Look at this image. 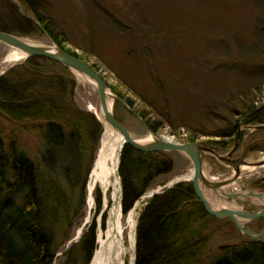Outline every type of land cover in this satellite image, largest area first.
<instances>
[{
    "label": "rangeland",
    "instance_id": "374dc122",
    "mask_svg": "<svg viewBox=\"0 0 264 264\" xmlns=\"http://www.w3.org/2000/svg\"><path fill=\"white\" fill-rule=\"evenodd\" d=\"M12 1L18 3V0ZM45 5L46 12L63 28L65 46L84 57L87 65L95 66L110 89H118L133 103L134 109L128 105L134 112L145 111L151 123H161L156 137L183 144L188 136L200 135L196 137V144L203 143L204 134H214L238 119L231 112L229 102L236 104L242 96L255 94L257 107L264 106V0H47ZM21 38L41 46L58 47L41 31ZM15 53V48L0 42V78L11 70L21 72L28 61L29 57L24 61H10ZM53 67H48V71ZM57 70L65 72L62 67ZM75 79L76 106L90 112L91 105L101 111L97 87L80 82L77 76ZM115 114L133 137L151 139L154 135L124 105L120 104ZM38 125L41 124L18 123L0 113L3 139H14L35 158L39 157L42 145L41 135L35 130ZM241 130L244 138L235 142L233 162L228 161L231 158L228 152L221 153L225 160L207 156L204 172L214 183L230 180L242 160L264 159V142L254 145L250 141L253 132L243 127ZM101 139L97 152H93L81 168L82 173H86L93 157L96 160ZM243 142L250 152L245 145L243 149ZM168 158L174 161V169L157 179L156 187L135 204L137 223L152 192L193 176V165L186 157L168 153ZM238 180L244 187L253 189L257 181H264V168ZM234 187L224 191L243 194L229 199L236 209L252 211L264 207V201ZM253 190L264 193V189ZM110 192L112 206L114 189ZM205 193L210 198L215 196L212 190L205 189ZM106 196L103 194V208L109 212ZM70 197L77 219L69 242H65L66 236L60 230L55 233L61 251L55 264H73L70 261L73 257L63 254L81 240L84 230L95 226L97 232L106 227V223L103 226L104 211L98 212L95 198L89 204L87 196L84 202L83 180ZM127 217H123L124 238L129 248L125 264H134L136 247L131 242L133 228L128 225ZM247 230L258 233L248 225ZM243 240L246 239L237 234L230 220L223 219L209 232L208 251H223L221 246L239 244ZM261 241L264 242V236Z\"/></svg>",
    "mask_w": 264,
    "mask_h": 264
},
{
    "label": "trees",
    "instance_id": "16d2710c",
    "mask_svg": "<svg viewBox=\"0 0 264 264\" xmlns=\"http://www.w3.org/2000/svg\"><path fill=\"white\" fill-rule=\"evenodd\" d=\"M46 2L0 0V31L18 37L44 32L58 48L87 63L75 50L65 46L63 28L46 12ZM50 66L54 69L48 71ZM57 67L65 72H59ZM91 69L99 73L95 66ZM76 86L71 71L41 57H30L21 72L11 70L0 78V113L18 123L41 124L35 130L42 138L39 157L35 158L14 139L4 140L0 130V264H55L61 252L56 231L66 236L65 242L72 238L77 212L70 193L83 180L86 202L87 181L95 158L91 159L86 173L81 168L97 152L104 132V126L94 114L76 106ZM111 89L133 108V103L118 89ZM242 97L236 104L228 103L238 119L214 134H204L202 137L206 139L198 143L200 146L218 153L229 152L243 125L264 126V106L257 107L258 97L255 94ZM119 107L116 102L115 109ZM136 112L152 133L158 135L161 123H151L145 111ZM199 136H188L184 143H197ZM250 141L254 145L264 142V128L255 131ZM247 147L245 143V149L250 152ZM173 169L174 161L168 154L143 153L126 145L119 170L124 216L156 187L157 179ZM252 188L263 190L264 181H257ZM94 198L101 213L104 210L101 189H97ZM107 218L106 212L103 226ZM221 221L206 212L192 183L166 189L149 200L139 217L134 264H264V243L250 239L210 253L209 232ZM233 229L239 234L234 224ZM96 234L95 226L84 230L81 240L63 255L73 257L70 260L73 264H90L96 249Z\"/></svg>",
    "mask_w": 264,
    "mask_h": 264
},
{
    "label": "water",
    "instance_id": "95a60500",
    "mask_svg": "<svg viewBox=\"0 0 264 264\" xmlns=\"http://www.w3.org/2000/svg\"><path fill=\"white\" fill-rule=\"evenodd\" d=\"M0 42L4 43L12 48L21 50L25 52L29 57H41L46 58L48 60L57 62L63 65L66 69L71 71L74 75L76 73L81 74L87 77L90 81H92L100 94L101 100V111L103 113V123L120 133L124 138V146L129 145L136 149L139 152L143 153H170L175 155H181L186 157L189 161H191L194 167V176L192 179V184L197 194L200 202L204 205L206 212L209 215L214 216L217 219H231L236 229L242 233L243 235L250 237L253 240H259L261 236L264 235V229L257 235L247 231L245 229L246 223L241 222L240 220H249L254 221L259 218H264V209L257 211H243V210H230V209H222L217 210L212 207V205L208 202L205 195V189L212 190L217 192L221 188L227 186L238 180L241 176V165L244 166H252V167H262L264 166V161L260 162H249L243 160L240 162L239 167L236 171V176L229 180L223 181L219 183H214L210 179H208L204 174V163L207 155L214 156L218 159L225 160L226 158L216 153L214 150L209 148H204L195 143H186V144H175L166 141L165 139L153 137V140L150 143H140L139 140L132 136V134L121 124L115 117L114 113V103L112 108L110 107V96L114 98L115 102H118L124 105L129 112L134 114L145 127H147L142 118L134 112L129 105L123 101L121 98L117 97L108 87L107 83L99 76L98 73L94 72L89 65H87L82 60L68 54L67 52L61 50L56 47H46V46H34L29 45L24 42L23 38H20L15 35H11L5 32L0 31ZM260 128H264V126L256 127L255 130ZM122 149V151H123ZM120 156V164H121ZM120 168V166H119ZM121 181V179H120ZM251 196L256 197L258 199H262L264 194L256 193L250 189H247ZM121 192L123 194L122 182H121ZM121 194V200H122ZM236 195L230 194L228 198H234ZM229 246H221L220 249L224 250Z\"/></svg>",
    "mask_w": 264,
    "mask_h": 264
},
{
    "label": "bare ground",
    "instance_id": "6f19581e",
    "mask_svg": "<svg viewBox=\"0 0 264 264\" xmlns=\"http://www.w3.org/2000/svg\"><path fill=\"white\" fill-rule=\"evenodd\" d=\"M24 40V39H23ZM25 43L34 46H41L39 44L33 43L29 40H24ZM29 56L21 51L16 49V53L13 57L10 58V61H24ZM77 78L82 83H89L95 85L92 81H90L87 77L76 73ZM75 76V77H76ZM96 86V85H95ZM109 87V86H108ZM112 96V95H111ZM110 96V107L112 108L113 103L115 100L113 97ZM89 110L91 113L95 114L100 120L103 121V113L99 111L94 106H89ZM138 139V138H137ZM166 141L172 142L169 138H162ZM140 143H150L153 138L151 137L148 139H138ZM124 146V138L123 136L109 127L108 125L104 124V132L101 139V146L96 157L95 164L89 174L88 181H87V190H88V198L89 204L93 202V197L97 189H101L103 194L107 195L111 188L114 189V193L112 196L113 204L110 206V211L108 213V218L106 221V227H102L97 231V239H96V249L94 252L93 259L91 264H125L126 257L129 252V248L126 245V240L124 238V226H123V214L121 211V176L119 173V166L120 164V156ZM264 161V159L262 160ZM264 168L260 167L258 169ZM256 167L246 166L241 168V174L243 175H251L256 170ZM241 176V177H242ZM240 177V178H241ZM121 179V181H120ZM191 178H187L186 180H190ZM232 179V178H231ZM229 181V180H227ZM234 187L238 190L237 187L243 189V184L240 183L239 180L228 184L227 186L223 187L222 190L215 192V196L210 198L207 193L206 199L208 202L217 210L222 209H230L238 211L234 206V203H230L228 200V196L230 194L226 193L225 190H229L231 187ZM123 188V184H122ZM195 191V190H194ZM237 195H243L242 193H234ZM197 196V194H196ZM151 197V196H149ZM197 199L198 196H197ZM200 201V200H199ZM134 212L133 209L127 217L128 225H132L133 228V236L131 237V242L135 244L136 242V228L137 222L134 219Z\"/></svg>",
    "mask_w": 264,
    "mask_h": 264
},
{
    "label": "flooded vegetation",
    "instance_id": "af4514ba",
    "mask_svg": "<svg viewBox=\"0 0 264 264\" xmlns=\"http://www.w3.org/2000/svg\"><path fill=\"white\" fill-rule=\"evenodd\" d=\"M240 134H241V131H240ZM240 134H239V136H238V140L239 139H242V138H240ZM244 142H243V149H244ZM237 148V145L236 146H234L232 149H233V151H232V149L230 150V152L232 151V154H231V158L229 159V162H233L234 161V159H233V156H234V154H235V149ZM238 167V166H237ZM244 189V188H243ZM245 190V189H244ZM261 194H264V193H262L261 192ZM259 200H262V201H264V196H263V198L262 199H259ZM262 209H264V207L262 208ZM262 209H259V208H257V210H262ZM253 211V210H252ZM247 225L248 226H250V228L252 229V230H258V233L257 234H259L261 231H262V229H264V218H259V219H256V220H254V221H249L248 223H247ZM259 226H261L262 228L259 230ZM249 231V230H248ZM249 232H251V231H249ZM251 233H253V232H251Z\"/></svg>",
    "mask_w": 264,
    "mask_h": 264
}]
</instances>
